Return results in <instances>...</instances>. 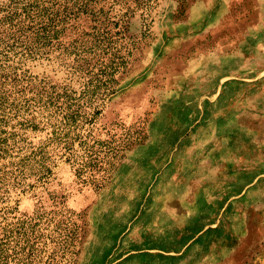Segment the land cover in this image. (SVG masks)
I'll return each mask as SVG.
<instances>
[{
  "label": "rangeland",
  "instance_id": "374dc122",
  "mask_svg": "<svg viewBox=\"0 0 264 264\" xmlns=\"http://www.w3.org/2000/svg\"><path fill=\"white\" fill-rule=\"evenodd\" d=\"M11 1L0 0V19ZM150 14L130 17L124 42L135 51L113 93L84 108L93 121L76 129L100 143L143 139L101 170L79 174L59 149L46 178L12 175V162L51 132L12 119V101L44 86L79 96L84 80L61 46L0 57V140L9 148L0 234L6 221L41 213L46 235L63 216L77 225L60 264H264V0H159ZM18 74L23 95L12 92Z\"/></svg>",
  "mask_w": 264,
  "mask_h": 264
},
{
  "label": "trees",
  "instance_id": "16d2710c",
  "mask_svg": "<svg viewBox=\"0 0 264 264\" xmlns=\"http://www.w3.org/2000/svg\"><path fill=\"white\" fill-rule=\"evenodd\" d=\"M159 0H12V8L0 19V57L11 50L16 54L30 56L41 47L61 46L69 55H74V72L84 80L80 95L68 94L64 88L58 91L52 86L36 87L34 97L13 100L9 109L12 119H18L24 128L45 129L51 132L45 142L33 146L28 154L12 162V175L16 179L36 175L39 180L51 174L54 163L52 151H63L67 162L76 172L85 174L114 165L124 158L126 151L140 143L141 138L124 136L111 141L90 140L88 132L83 138L76 129L81 123L92 122L93 116L84 114L86 107L104 101L113 93L118 83L117 75L128 65L135 46L126 44L129 19L140 10L143 16L150 12ZM11 5L8 6V8ZM88 22V23H87ZM83 23L88 28L79 29ZM76 35L68 44L61 36L67 29ZM4 45V51L1 49ZM132 45V44H131ZM136 45V44H134ZM2 64L0 69L2 70ZM2 78V79H1ZM0 78V110L7 104L8 75ZM22 76L12 75L13 94L23 95L26 87ZM4 92V97L2 93ZM31 115L32 118H29ZM12 151L19 142L12 132ZM80 149L75 143L79 141ZM19 148V147H18ZM59 150V153H60ZM9 148L0 140V156H6ZM31 171V172H29ZM45 214L6 221L0 234V264H58V258L66 259L75 247L77 225L69 217L55 220V229L46 235L40 231L46 222ZM47 241L43 242V238ZM52 243V244H51ZM71 250V251H70ZM46 258V259H45ZM60 264V263H59Z\"/></svg>",
  "mask_w": 264,
  "mask_h": 264
},
{
  "label": "crops",
  "instance_id": "0c3cea01",
  "mask_svg": "<svg viewBox=\"0 0 264 264\" xmlns=\"http://www.w3.org/2000/svg\"><path fill=\"white\" fill-rule=\"evenodd\" d=\"M254 29H258L259 30V29H261V27L260 28H254Z\"/></svg>",
  "mask_w": 264,
  "mask_h": 264
}]
</instances>
